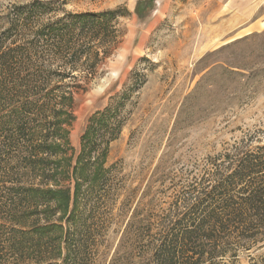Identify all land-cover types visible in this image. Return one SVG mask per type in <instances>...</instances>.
I'll return each instance as SVG.
<instances>
[{"label":"trees","instance_id":"1","mask_svg":"<svg viewBox=\"0 0 264 264\" xmlns=\"http://www.w3.org/2000/svg\"><path fill=\"white\" fill-rule=\"evenodd\" d=\"M127 14L32 0L0 16V264H100L117 223L106 264H237L264 246V121L157 196L105 167L121 127L106 107L90 119L86 188H54L71 93L97 77Z\"/></svg>","mask_w":264,"mask_h":264},{"label":"rangeland","instance_id":"2","mask_svg":"<svg viewBox=\"0 0 264 264\" xmlns=\"http://www.w3.org/2000/svg\"><path fill=\"white\" fill-rule=\"evenodd\" d=\"M30 1L0 0V16ZM57 1L69 12L128 11L117 20L122 36L97 77L85 91L73 90L72 107L62 115L61 182L54 188L69 198L91 178L84 145L92 139L91 116L106 107L121 127L105 167L115 165L130 188L157 196L264 121L263 10L258 27L249 20L233 28L227 0ZM119 227L110 228L100 264L113 251ZM237 264H264V246L243 252Z\"/></svg>","mask_w":264,"mask_h":264},{"label":"crops","instance_id":"3","mask_svg":"<svg viewBox=\"0 0 264 264\" xmlns=\"http://www.w3.org/2000/svg\"><path fill=\"white\" fill-rule=\"evenodd\" d=\"M262 10L264 12V0H227L224 2V11L230 21L235 24L233 28L247 27L249 20H251L252 27H258L263 20Z\"/></svg>","mask_w":264,"mask_h":264}]
</instances>
